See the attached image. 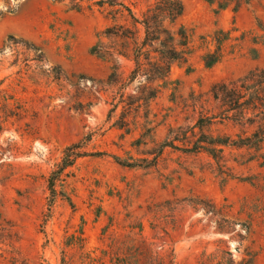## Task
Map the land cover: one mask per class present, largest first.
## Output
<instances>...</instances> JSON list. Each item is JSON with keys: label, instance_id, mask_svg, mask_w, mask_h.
Returning <instances> with one entry per match:
<instances>
[{"label": "rangeland", "instance_id": "374dc122", "mask_svg": "<svg viewBox=\"0 0 264 264\" xmlns=\"http://www.w3.org/2000/svg\"><path fill=\"white\" fill-rule=\"evenodd\" d=\"M156 1L0 0V264H264V0Z\"/></svg>", "mask_w": 264, "mask_h": 264}, {"label": "trees", "instance_id": "16d2710c", "mask_svg": "<svg viewBox=\"0 0 264 264\" xmlns=\"http://www.w3.org/2000/svg\"><path fill=\"white\" fill-rule=\"evenodd\" d=\"M183 13L184 5L181 0H157L156 3L151 5L143 14V20L139 21V19L135 17L134 13H132V17L134 18L136 24L140 23L144 27L146 34L144 42L147 44L150 42L151 44L159 39V35H161L163 31L166 32V30H161L164 20L169 19L170 21H174L176 18L182 16ZM151 29H153V31L157 34L155 37H150ZM148 54L150 55V52H148ZM161 54V58H165L166 63L162 62L161 64L164 65L157 67L158 69H156V71L158 72L157 74L165 76L170 70V61L176 57L177 50L175 47L168 46L167 50L162 51ZM221 58L222 51L218 48L216 51L206 54L204 62L207 67H212L218 63ZM163 69L164 71L162 72ZM146 74L151 76V73L149 72ZM250 81L252 83H248ZM221 87L223 88V94L225 93V98H227L231 103L230 109L226 110L227 118H230V110L233 111L236 109L243 115L250 109H259L260 112L264 113V68H255L243 78L237 80V82L223 83ZM215 94L216 97L220 95L219 92H215ZM241 113L240 115L242 117L243 115ZM261 133L262 134L260 136L264 139V129L261 130Z\"/></svg>", "mask_w": 264, "mask_h": 264}]
</instances>
